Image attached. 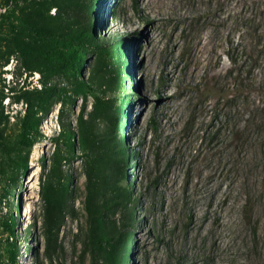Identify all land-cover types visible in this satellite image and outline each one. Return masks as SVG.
I'll return each mask as SVG.
<instances>
[{"label":"rangeland","instance_id":"374dc122","mask_svg":"<svg viewBox=\"0 0 264 264\" xmlns=\"http://www.w3.org/2000/svg\"><path fill=\"white\" fill-rule=\"evenodd\" d=\"M80 2L58 9L54 0H0V264H93L78 140L64 168L74 179L68 215L49 221L42 196L60 131L59 90L73 93L75 80L45 68L43 75L35 55L48 46L17 37L11 23L18 31L86 28L85 79L99 45L126 50L119 85L96 92L121 110L96 128L122 143L123 184L138 202L125 264H264V66L249 74L242 53L264 0ZM207 84L227 99L206 101ZM94 103L89 96L87 113ZM50 104L44 117L41 106ZM84 104L77 96L66 112L76 134ZM41 117L25 174L3 145ZM11 213L14 235L5 226Z\"/></svg>","mask_w":264,"mask_h":264},{"label":"trees","instance_id":"16d2710c","mask_svg":"<svg viewBox=\"0 0 264 264\" xmlns=\"http://www.w3.org/2000/svg\"><path fill=\"white\" fill-rule=\"evenodd\" d=\"M11 2L15 7L19 4V0H11ZM75 4L84 5L80 0H54L53 5L60 9L67 8L69 5L73 7ZM15 7L11 10L14 13ZM88 9L91 8L88 7ZM259 14L263 20L258 23L256 18L253 20L252 42L242 45V53L247 57L246 65L251 75L256 69L264 66V29H262L264 11L260 10ZM10 29L16 32L19 38L32 37L37 42L48 46L46 50L41 49L35 55L38 57L36 64L42 67L40 71L44 68L49 69L50 74L55 76L67 72L68 75H72L76 84L75 89L72 90L73 93L62 89L59 91H64V96L58 94L63 97L59 100L61 103L58 117L60 131L53 140L55 150L50 158L51 166L44 175L42 193L47 206V219L49 221L63 220L68 215V201L71 197L69 183L74 179L64 168L76 158L73 142L78 140L81 151L79 157L83 159L87 177L85 211L89 223L88 247L93 264H125V260L129 263L126 252L131 237H134L133 213L138 207V202L132 198L126 185L123 184L125 168L122 166L124 152L122 143L115 140V134H111L108 130L99 131L96 128L98 121L112 123L121 111L114 107L111 100L98 96L96 92L100 90L106 94L112 87L119 85L121 68L127 61L125 48L119 44L99 45L97 62L90 66L89 77L85 79L82 75L84 67L82 62L87 58L82 49L83 45L88 44L89 35L86 28H81L80 25L67 33H52L22 26L18 31L17 27L11 23ZM230 59L233 61L232 57ZM42 74L45 75V72L42 71ZM200 90L206 101L213 98H217L219 102L227 99L226 91L214 85H203ZM77 96H82L85 104L77 116L76 134L66 112L76 104ZM89 96L94 98L95 103L93 110L87 113L86 103ZM51 106L52 104L41 106L44 117L51 113ZM216 116L215 112L214 120ZM42 122L43 117L37 119L31 126V132L22 133L3 145L9 155L14 156V160H18L16 163L25 174L29 171L30 151L40 141L38 129ZM22 149L26 150L25 155L21 152ZM134 168L137 169V166ZM18 210L20 213V206ZM116 212L119 213V218L115 220L112 216ZM5 226L14 235L15 222L12 213ZM14 252L17 251L14 250ZM81 264H85V261Z\"/></svg>","mask_w":264,"mask_h":264},{"label":"bare ground","instance_id":"6f19581e","mask_svg":"<svg viewBox=\"0 0 264 264\" xmlns=\"http://www.w3.org/2000/svg\"><path fill=\"white\" fill-rule=\"evenodd\" d=\"M145 110V107L143 108V111ZM37 157H38V154H37V150L33 153V158L34 159H37ZM33 169H35V165H34V163H33Z\"/></svg>","mask_w":264,"mask_h":264}]
</instances>
